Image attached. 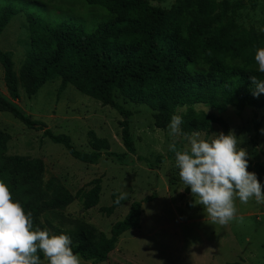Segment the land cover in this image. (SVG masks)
Returning a JSON list of instances; mask_svg holds the SVG:
<instances>
[{"label": "trees", "instance_id": "16d2710c", "mask_svg": "<svg viewBox=\"0 0 264 264\" xmlns=\"http://www.w3.org/2000/svg\"><path fill=\"white\" fill-rule=\"evenodd\" d=\"M84 1L109 14L90 31L69 21L25 12L24 57L18 70L12 52L0 49L3 81L11 100L20 98V90L31 97L47 81L58 78V92L71 84L120 113L122 142L131 153L135 149L130 112L117 96L149 107L160 128H166L171 116L179 112L181 131L187 134L209 135L214 124L227 134L229 124L222 114L229 107L238 111L264 107V94L254 96L255 85L250 80L252 75L264 80L254 59L256 49L264 47V33L242 27L236 20L238 10L248 1L254 8L258 0H174L169 8L149 0ZM21 11L22 6L0 0V34ZM0 111L9 112L29 128L42 130L79 161L93 164L103 154L120 162L128 158L126 152L110 150L108 139L93 131L88 132L90 150L77 149L69 135L54 133L1 94ZM254 132L256 137L260 135L259 120L254 121ZM7 140L8 134L0 128V179L9 185L13 199L32 213L34 228L68 235L73 252L89 264L105 261L120 235L139 226L142 203L155 198L153 193L131 202L127 214L112 224L109 235L94 232L81 221L73 222L71 228L54 225L48 214L67 208L77 198L84 209L95 206L100 181L95 179L88 190L72 194L62 183L43 179L41 158L7 154ZM163 159L158 155L156 160ZM147 163L153 166L151 161ZM248 171L264 173V162L249 158ZM116 198L101 211L110 215L122 203L116 204ZM37 255L47 264L43 253Z\"/></svg>", "mask_w": 264, "mask_h": 264}, {"label": "rangeland", "instance_id": "374dc122", "mask_svg": "<svg viewBox=\"0 0 264 264\" xmlns=\"http://www.w3.org/2000/svg\"><path fill=\"white\" fill-rule=\"evenodd\" d=\"M2 1L23 8L0 34V49L12 52L15 70L24 57L25 12L69 21L87 31L109 17L104 8L84 0ZM173 1L149 0L164 8H169ZM236 20L242 27L264 29V0H258L254 8L248 1L238 10ZM58 85L59 79L55 78L31 97L20 90V98L11 100L0 64V94L25 114L43 122L56 134L69 135L77 149L90 150L88 132L93 131L108 139L110 150L126 152L128 158L120 162L103 154L93 164L79 161L61 144L44 136L42 130L29 128L9 112L0 111V128L8 134L7 154L41 158L45 164V181H58L72 194L79 189L88 190L95 179L100 181L101 190L95 206L84 209L77 198L67 208L49 213V221L63 228H71L73 222L81 221L92 231L109 235L112 224L127 214L131 202L155 194L154 199L142 203L139 226L123 232L108 258L97 264H264V204H257L254 198L243 204L237 198V218L226 225L212 223L203 206L194 205L190 188L179 178L175 153L169 149L175 141L177 148L182 150L187 145L183 135L170 136L168 125L166 128L156 125L149 107L117 96L130 112L135 151L128 152L121 138L119 121L122 116L118 111L81 93L71 84L58 92ZM222 116L229 124V131H234L238 137V144L242 141L240 146L247 149L249 158L264 162V134L260 131L256 137L254 132L255 120H259L260 130L264 129V107H248L242 111L229 107ZM221 131L218 124L213 125L212 133ZM211 134L202 132L200 138L209 139ZM158 155L164 158L160 162L156 160ZM257 178L264 186V173H258ZM121 192L128 194L127 200H122L110 215L102 212L101 207L110 205L113 197ZM80 259L81 264L90 263Z\"/></svg>", "mask_w": 264, "mask_h": 264}, {"label": "clouds", "instance_id": "9594fccd", "mask_svg": "<svg viewBox=\"0 0 264 264\" xmlns=\"http://www.w3.org/2000/svg\"><path fill=\"white\" fill-rule=\"evenodd\" d=\"M254 59L258 71L264 73V47L256 49ZM250 80L255 85L252 94H264V80L254 75ZM182 123L180 115H172L169 135H183L187 145L178 150L174 141L169 149L175 153L179 178L190 188L194 205L203 206L212 223L226 225L236 219L237 198L243 204L253 198L257 204H264V186L255 172L248 171L249 153L240 146L242 141L238 144L234 131L212 133L209 139H202L199 132L182 133ZM260 131L264 134V129ZM127 198L128 194L121 192L115 203ZM38 251L47 264H81L79 255L73 252L71 238L34 228L32 213L13 199L9 185L0 179V264H42Z\"/></svg>", "mask_w": 264, "mask_h": 264}]
</instances>
